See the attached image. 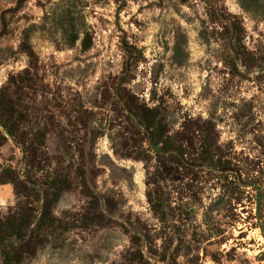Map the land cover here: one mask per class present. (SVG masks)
Listing matches in <instances>:
<instances>
[{"label":"rangeland","instance_id":"rangeland-1","mask_svg":"<svg viewBox=\"0 0 264 264\" xmlns=\"http://www.w3.org/2000/svg\"><path fill=\"white\" fill-rule=\"evenodd\" d=\"M24 74L38 86L24 90L25 127L45 130L32 175L64 169L72 187L22 264H264L249 188L228 200L264 177V0H0V88ZM140 107L171 150L205 139L228 171L166 154L161 167ZM0 132V172L23 174ZM14 205L0 184V215Z\"/></svg>","mask_w":264,"mask_h":264},{"label":"trees","instance_id":"trees-1","mask_svg":"<svg viewBox=\"0 0 264 264\" xmlns=\"http://www.w3.org/2000/svg\"><path fill=\"white\" fill-rule=\"evenodd\" d=\"M34 79L30 74H24L0 88V126L4 133L23 150L26 168L23 174L11 167H5L0 172V184L10 185L15 198L14 207L0 215V264H22L25 260L35 257L47 243V235L52 233L53 224L59 221L51 212L52 205L72 187L64 169L53 170L51 174L45 176L41 183H38L34 174L32 175V170L35 173L41 171L43 167L41 163L46 161V158L40 157L42 153L40 149L44 146L45 130L35 127L36 129H30L28 132L25 127L29 109L23 104V98L26 97L24 90L37 91L38 86ZM131 112L145 129L151 131L153 141L161 144L163 154H155L161 167L165 165V160L162 158L166 154V157L173 156L174 161L182 166L189 163L228 171L227 163L220 164V161H213L211 144L207 140H200L199 146L201 147L199 148H204L205 151L198 153L197 150L192 149L191 138L183 137L182 141L186 143L187 150L179 148L173 151L171 149L176 148L167 144L158 134L161 120L155 110L140 107L131 109ZM0 140H6L1 132ZM184 156L187 158L184 159ZM140 160L145 161L146 159ZM77 173L80 185L85 190L83 172ZM246 188H249L248 200L252 208L244 220L251 228L258 230L264 240V177L257 179L249 176L245 185L229 189L228 200L234 202V207L241 204V195L245 193ZM222 199L224 196L220 200ZM228 202L229 206L230 201ZM42 231L47 234H42Z\"/></svg>","mask_w":264,"mask_h":264},{"label":"water","instance_id":"water-1","mask_svg":"<svg viewBox=\"0 0 264 264\" xmlns=\"http://www.w3.org/2000/svg\"><path fill=\"white\" fill-rule=\"evenodd\" d=\"M135 120H136V119H135ZM0 131H2V132L4 133V131H3V129H2L1 126H0ZM4 134H5V133H4ZM5 135H6V134H5ZM150 148H151L153 151L157 152V153H163V152H164L161 148L155 146L151 141H150Z\"/></svg>","mask_w":264,"mask_h":264}]
</instances>
